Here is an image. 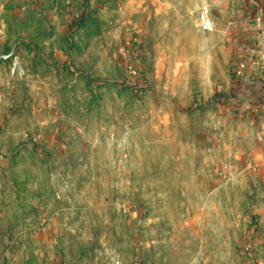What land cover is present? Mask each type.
<instances>
[{
	"label": "rangeland",
	"instance_id": "obj_1",
	"mask_svg": "<svg viewBox=\"0 0 264 264\" xmlns=\"http://www.w3.org/2000/svg\"><path fill=\"white\" fill-rule=\"evenodd\" d=\"M208 1L0 0V264H264V100L203 107L245 50Z\"/></svg>",
	"mask_w": 264,
	"mask_h": 264
},
{
	"label": "crops",
	"instance_id": "obj_2",
	"mask_svg": "<svg viewBox=\"0 0 264 264\" xmlns=\"http://www.w3.org/2000/svg\"><path fill=\"white\" fill-rule=\"evenodd\" d=\"M208 4L212 6H210L211 14L214 21L216 20L217 28L222 29L231 44L230 48L234 46L232 48L234 49L236 46L256 41L264 44V0H242L241 4L239 0H209ZM258 17H262L261 23L255 21ZM260 69L254 68L250 73V75L254 74L253 79L250 78V85L247 79H240L241 84L238 86V79L235 85V88H238L236 93L246 99L254 100V97L261 96V100H264V70ZM257 71H259L258 75Z\"/></svg>",
	"mask_w": 264,
	"mask_h": 264
},
{
	"label": "built area",
	"instance_id": "obj_3",
	"mask_svg": "<svg viewBox=\"0 0 264 264\" xmlns=\"http://www.w3.org/2000/svg\"><path fill=\"white\" fill-rule=\"evenodd\" d=\"M257 23H261L262 22V17H258L255 20ZM194 28L197 31L200 32H205V33H213V32H217L218 28L217 25L212 17L211 14V9L208 5H204L198 12V15L194 21ZM262 32V31H261ZM263 36V33L261 34V37ZM264 37V36H263ZM260 44L258 43V45H254V44H245L243 46V48H245L244 52H243V59L242 61H240V66L239 70L234 69V73L237 79H241V72L244 69H248L250 67V64H253L255 61L258 60V58H263L262 53H261V49H260ZM260 62H258L259 64ZM257 64V63H256ZM264 103V102H263ZM260 105V104H258ZM257 105V106H258ZM261 107L264 109V106L261 105Z\"/></svg>",
	"mask_w": 264,
	"mask_h": 264
},
{
	"label": "trees",
	"instance_id": "obj_4",
	"mask_svg": "<svg viewBox=\"0 0 264 264\" xmlns=\"http://www.w3.org/2000/svg\"><path fill=\"white\" fill-rule=\"evenodd\" d=\"M237 80L238 79L236 78L235 73L233 72L232 73L233 91H232L231 97L224 96L220 92L215 93L214 96H213V98L211 100H208V101H205L204 102L203 107H210L211 105H213L215 103H222L224 101L230 102L232 99L233 100H239V99H241L242 96L240 94L236 93V90L238 89V88H235V85H236V81ZM95 84L97 86V84H101V83L99 81H97V82H95ZM240 84H241V81L238 80L237 81V85L240 86ZM127 86L134 93H136L137 95L141 94L146 89V86L144 84L143 78L140 75L137 76V78L134 81H132L131 83H129ZM257 98L258 99H261V96H258ZM252 101H254V100H252ZM197 106H198V103H195V105L192 108L193 109H196V108H198Z\"/></svg>",
	"mask_w": 264,
	"mask_h": 264
},
{
	"label": "water",
	"instance_id": "obj_5",
	"mask_svg": "<svg viewBox=\"0 0 264 264\" xmlns=\"http://www.w3.org/2000/svg\"><path fill=\"white\" fill-rule=\"evenodd\" d=\"M16 45L14 46V48L12 49V51L9 54H7V55L0 54V61H5V60L9 59L13 55L15 48H16Z\"/></svg>",
	"mask_w": 264,
	"mask_h": 264
}]
</instances>
